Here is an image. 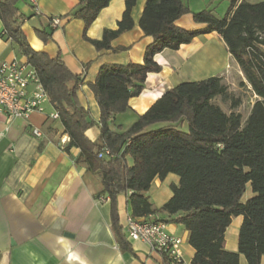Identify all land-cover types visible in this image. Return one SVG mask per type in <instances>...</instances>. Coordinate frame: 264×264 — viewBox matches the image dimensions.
Here are the masks:
<instances>
[{
    "label": "trees",
    "instance_id": "trees-1",
    "mask_svg": "<svg viewBox=\"0 0 264 264\" xmlns=\"http://www.w3.org/2000/svg\"><path fill=\"white\" fill-rule=\"evenodd\" d=\"M20 0H0L2 38L9 41L19 57L36 72L48 102L69 138L65 151L79 149L76 164H83L100 177L103 194L111 205V224L119 249L131 253L121 234L117 197L127 194L133 218L165 214L166 223H176L188 232L195 250L192 264H238L242 255L247 264H260L264 256V1L251 4L229 0L225 15L216 18L211 10L193 13L199 31L184 30L176 22L190 14L183 0H146L138 27L152 38L142 64L103 65L88 88L99 108V137L91 142L85 135L95 125L87 110L76 101L80 78L73 75L60 56L50 58L34 51L21 30ZM112 0H79L72 11L83 22L82 37L97 51L112 49L111 42L133 29L131 12L136 0H125L122 18L115 30H104L100 40L86 31ZM216 33L239 67L256 100L245 121L235 112L240 99L231 97L220 77L178 84L163 94L126 130L113 119L125 113L129 100L140 96L147 76L161 72L155 56L164 50H178L200 35ZM46 43L50 36L35 31ZM230 100L227 114L213 100ZM184 129L178 126H184ZM108 149L110 158H98ZM178 178L170 186L171 198L154 209L146 193L155 179ZM252 193L245 203L246 187ZM130 193V194H128ZM242 217L237 252L224 249V234L235 217ZM162 264H166L162 258Z\"/></svg>",
    "mask_w": 264,
    "mask_h": 264
},
{
    "label": "crops",
    "instance_id": "crops-1",
    "mask_svg": "<svg viewBox=\"0 0 264 264\" xmlns=\"http://www.w3.org/2000/svg\"><path fill=\"white\" fill-rule=\"evenodd\" d=\"M216 1L212 0L210 7ZM244 1L256 4L264 0ZM78 2L20 0L17 8L24 18L21 30L30 47L50 58L60 56L68 70L80 78L76 101L95 123L85 133L93 142L99 137L100 112L88 85L95 81L103 65L142 64L152 38L144 36L138 27L146 0H136L131 12L133 29L111 42L112 49L126 50L97 51L82 37L83 22L71 16ZM183 2L190 14L182 16L176 26L189 31L204 29L206 25L196 24L192 14L214 8L202 5L192 8L188 0ZM124 9L125 0H112L90 25L86 36L100 40L104 30H115ZM50 17H61L57 29L50 28ZM35 31L48 34L49 41L39 40ZM2 33L0 21V63L15 60L27 64L26 58L19 57L11 43L2 38ZM154 59L161 72L147 76L142 94L129 100L125 113L114 117V126L126 130L178 84L210 77H220L225 84L228 69L239 82H245L224 42L214 32L197 36L176 51L164 50ZM54 112L48 102L43 113L33 114L28 121L8 120L0 113V264H162V258L152 254L147 245L127 238L126 219L131 215L127 194L117 197L116 206L121 234L132 252L119 249L112 230L110 201L102 192L101 179L85 165L75 163L79 149L64 150L69 138L59 119L50 117ZM247 116L242 117L243 121ZM33 129H38L42 136H33ZM63 138L65 144L61 143ZM177 183L174 175L152 182L146 196L154 209H160L171 198L170 186ZM251 196L248 185L241 202L245 203ZM156 216L163 221L167 219L165 214ZM241 223L242 217H235L226 229L223 246L228 252H237ZM167 229L182 239L183 257L191 262L195 250L188 243V232L176 223H167ZM238 264H247L242 255L238 256ZM260 264H264V256Z\"/></svg>",
    "mask_w": 264,
    "mask_h": 264
},
{
    "label": "built area",
    "instance_id": "built-area-1",
    "mask_svg": "<svg viewBox=\"0 0 264 264\" xmlns=\"http://www.w3.org/2000/svg\"><path fill=\"white\" fill-rule=\"evenodd\" d=\"M61 24V17H50L49 25L52 30ZM48 98L36 72L28 65L17 61L0 63V113L8 120H30L36 113H43ZM58 119L54 112L50 115ZM35 137H41L38 129H33ZM66 138L61 140L65 144ZM108 149H102L98 158H110ZM130 194V193H128ZM126 233L130 241H137L147 245L152 254L165 260L166 264H192L184 259L182 254V239L169 233L167 223L158 219L156 215L144 218L126 219Z\"/></svg>",
    "mask_w": 264,
    "mask_h": 264
},
{
    "label": "rangeland",
    "instance_id": "rangeland-1",
    "mask_svg": "<svg viewBox=\"0 0 264 264\" xmlns=\"http://www.w3.org/2000/svg\"><path fill=\"white\" fill-rule=\"evenodd\" d=\"M211 1L212 0H188L189 5L192 8H195L198 5H202L204 8H214V10L211 11L212 14L216 18L223 17L229 7V3L225 0H217L212 5L213 7H210ZM207 45H210V44L208 43ZM228 70H227L228 76L225 79L224 85H226L229 88V93L231 97H234L235 99L239 98L241 101L240 106L234 111L235 112L239 111L242 117H246L249 112L250 107L255 102L256 98L252 95L248 86L239 87V81L237 77L234 74H232L231 71L228 72ZM213 103L220 106L221 109L227 114L231 111L230 100H222L220 97H217L213 100ZM178 128L182 130L184 129L183 126L182 127L178 126Z\"/></svg>",
    "mask_w": 264,
    "mask_h": 264
}]
</instances>
